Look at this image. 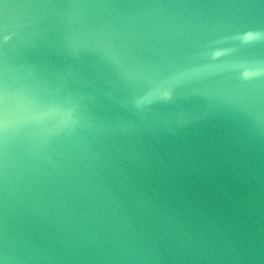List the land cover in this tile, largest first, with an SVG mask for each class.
<instances>
[{
  "label": "water",
  "instance_id": "obj_1",
  "mask_svg": "<svg viewBox=\"0 0 264 264\" xmlns=\"http://www.w3.org/2000/svg\"><path fill=\"white\" fill-rule=\"evenodd\" d=\"M0 264H264V0H0Z\"/></svg>",
  "mask_w": 264,
  "mask_h": 264
}]
</instances>
